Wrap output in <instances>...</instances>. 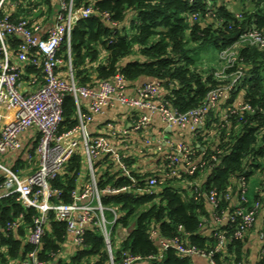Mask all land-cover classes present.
<instances>
[{"label":"trees","instance_id":"1","mask_svg":"<svg viewBox=\"0 0 264 264\" xmlns=\"http://www.w3.org/2000/svg\"><path fill=\"white\" fill-rule=\"evenodd\" d=\"M211 1L212 17L206 15L207 0H74L76 6H94L97 13L74 25L69 51L64 42L58 55L64 67L70 60L78 84H93L121 73L130 86L148 81L158 83L164 98L179 111L198 107L208 91L220 84L214 78V66L201 69L203 53L209 48L219 51L233 44L240 32L252 23L264 30V0H240L243 4L240 21L225 0ZM103 12L109 13L118 25L108 24L101 15ZM193 13L200 14L198 21L191 20ZM8 42L15 48L18 39L9 38ZM103 52L106 53L103 62L94 63ZM238 53L245 66V77L228 104L221 107L222 113L210 111L195 141L189 144L197 153H201L203 147L204 159L207 166H211L203 173L199 191L209 193L216 189L218 211L229 213L234 212L238 202L241 177L249 183L247 206L259 200L264 209V50L245 46ZM240 92L251 110L232 113L230 103ZM62 112V130H68L76 124L72 96H65ZM203 132L206 137L207 134L213 136L212 144L203 141ZM212 155L216 160L212 161ZM82 163L81 153L76 152L51 181L52 187L60 191V200L71 202ZM130 164L127 159L128 167ZM94 172L99 190L107 186L126 187L125 191L102 195V204L118 213L112 231L118 225L129 230L120 247L112 250L115 264L122 263L126 257H137L147 264H194L191 257L179 255L173 247L162 250L160 239L179 237L186 245L207 252L215 247L216 238L212 231L210 235L201 232L203 223L199 218L204 215L212 222V208L209 213L204 196L182 197L172 186L178 179L165 177L163 183L157 185L156 193L145 194L142 190L153 174L132 170L126 174L113 163L109 154L95 160ZM200 174L198 171L182 179L194 181ZM227 194L231 195L230 199H226ZM37 216L38 210L23 206L17 194L0 196V264L19 263L32 250H36L45 264H110L103 236L95 226L86 228L83 243L74 255L68 260L55 261L66 239L65 223L56 220L51 213L41 245L35 247L29 243L27 231L29 233ZM258 216L264 221L263 212ZM237 221L221 226L228 237L234 234ZM18 222V227L9 228ZM152 232L156 237H151ZM260 232L264 234V223ZM245 236L246 233L241 238H232L226 246L225 250L234 252L233 264H241ZM261 242L264 251V240ZM220 257L221 253L213 256L216 264H223ZM260 264H264V257Z\"/></svg>","mask_w":264,"mask_h":264},{"label":"built area","instance_id":"2","mask_svg":"<svg viewBox=\"0 0 264 264\" xmlns=\"http://www.w3.org/2000/svg\"><path fill=\"white\" fill-rule=\"evenodd\" d=\"M7 1L0 0V118L3 119L0 127V157L23 150L22 137L27 132L37 135V139L35 145L25 153L27 161L35 162L34 170L29 175L21 177L10 166L0 161L4 188L1 196L17 194L23 206L38 210V216L34 219L33 227L27 236L29 243L35 247H40L44 227L48 223L49 215L53 213L56 220L65 223L66 235L70 237L76 248L81 247L86 228L95 226L103 236L110 256V264H115L110 226L117 222L118 213L114 208L102 204V195L125 191L126 187L107 186L99 190L94 172L95 160L109 154L113 163L128 174L130 167L127 165V159L132 156L127 148L128 144H125L124 149L120 151L109 140L127 138L131 134L142 137L153 115L158 116L166 127L188 130L196 137L205 124L209 112L227 105L245 77V68L239 66V63H242L239 49L249 46L264 50V30L252 23L240 32L233 44L219 50L220 66H214L213 74L220 84L208 91L198 107L179 111L164 98L160 85L154 81L135 87L133 94L129 93L130 84L121 73L101 79L94 84L82 85L74 79L70 60L67 68L68 77L60 75V68L64 62L58 55L59 49L66 42L69 51L72 28L80 19L96 14L97 10L94 6H76L74 0H53L57 6L54 22L43 34L42 26L38 21L24 17L13 18L5 9ZM206 4V15L212 17L213 2L207 0ZM101 15L108 24L118 25L111 20L109 13L103 12ZM235 17L238 21L243 18L241 10L235 12ZM199 19L200 14L191 15V20ZM9 38L18 39L15 48L9 44ZM242 94L243 92H240L230 103V112L251 110V106L243 102ZM66 95L72 96L75 102L76 124L68 130H62V106ZM81 100L86 101L85 112L81 110ZM112 104H119L132 115L136 111L145 112L136 113L130 128L115 121H108L102 133L91 136L87 126L96 115L103 112L105 107ZM156 142L159 145L169 146L171 151L166 157L164 176L148 177L146 186L142 190L145 194L156 193L157 185L162 184V179L165 177L181 180L183 176H193L198 171L204 173L211 168L204 159L203 148H200L201 153H197L189 144L174 142L166 136H162ZM197 147L200 145L197 144ZM76 152L81 153L90 176L72 191L71 202H64L60 200V191L52 187L51 181ZM211 159L216 160V156L212 155ZM262 182L264 183V177ZM190 185L191 197L196 199L204 196L212 208L211 218L214 224L212 233L217 241L215 247L208 252L203 251L195 246L186 245L179 237L171 240L160 239L159 245L162 250L173 247L181 256L204 257L210 264H216L213 256L224 252L232 238L243 237L253 226L258 215L264 213V209L259 200L247 206L249 183L244 177L239 178L238 202L233 213L218 211L219 192L216 189L204 193L199 191L200 186ZM225 197L230 199L231 195L227 194ZM106 213L111 215V220L107 219ZM236 217H239V220ZM235 221H237L236 230L228 237L227 231L221 226ZM19 223H14L9 228L15 229ZM151 237H156V233L152 232ZM258 237L264 240L262 232H259ZM262 257H264L263 250ZM139 261L141 260L137 257H126L120 264H133ZM18 264L45 263L40 261L36 250H32Z\"/></svg>","mask_w":264,"mask_h":264},{"label":"crops","instance_id":"3","mask_svg":"<svg viewBox=\"0 0 264 264\" xmlns=\"http://www.w3.org/2000/svg\"><path fill=\"white\" fill-rule=\"evenodd\" d=\"M227 7L231 8L233 12L240 11L243 9V4L240 0H225ZM5 9L10 12L13 18L24 17L30 19L31 21H38L42 26V33L44 34L48 28L54 22V17L56 14L57 6L53 0H8L5 4ZM99 58H103L101 61L106 58V53L103 52ZM100 61V62H101ZM68 63L62 65L60 68V75L62 77H68ZM94 77V74H93ZM97 82V81H96ZM95 81L93 82V84ZM139 85H132L129 88V93H134V88ZM81 110L85 112L86 101L81 100ZM217 113H222V108L219 107L215 109ZM145 111H136L137 114L144 113ZM126 112L119 104L108 105L104 108L103 112L99 115H96L94 120L87 126V131L91 136H96L103 132L104 126L108 121H115L120 125H125L127 128H130L131 123L135 120V116ZM3 123V119L0 118V127ZM204 142L209 145L213 143V136L203 132ZM162 136H166L168 139L174 142H185L191 144L195 141V137L188 130H181L177 128L166 127L165 124L158 118V116L153 115L151 118L148 129L142 137H136L135 135H130L127 138L123 139H110L109 141L116 145V149L122 151L125 144L131 157L129 158L131 164L129 170L134 171L135 173L143 174H153L157 177H163L166 168V157L170 153L171 148L167 145L157 144V139ZM37 135L32 132H27L23 134V150L9 153L0 157V161L3 164L10 166L15 170L21 177H25L32 173L35 167V162L26 160L25 153L30 150L36 143ZM147 140L148 142H145ZM148 143V144H146ZM199 144V143H197ZM196 144V146H197ZM200 145V144H199ZM123 148V149H122ZM203 148V147H201ZM142 150V152H139ZM82 170V168H81ZM80 170V171H81ZM82 176V173H81ZM3 175L0 171V196L4 192L2 187ZM204 181V174L201 173L194 181L182 179L172 182V186L176 188V191L182 195V197L191 198V185L200 186ZM84 178L80 177V173L77 177V187L84 183ZM158 188H156V191ZM156 200V199H155ZM234 198L231 199L233 201ZM207 211L210 213V205L206 202ZM110 215V214H109ZM210 215V214H209ZM211 217V215H210ZM200 220L203 223L201 232L205 235H210V232L214 228V224L211 220H208L206 216L200 215ZM107 219L111 220L110 218ZM263 218L258 216L255 220L254 226L248 231L245 236L243 247H242V261L241 264H260L261 260V251H262V242L259 239V232L263 226ZM111 231V244L112 250L120 247L122 240H124L129 232L128 229L123 228L118 225L114 232L112 231V226H110ZM28 234V231H27ZM77 248L72 244V241L69 236L66 235V239L62 244V249L58 256L54 260L62 259L68 260L69 257L76 253ZM194 264H210L209 260L204 257L193 256L191 257ZM234 252L225 250L221 253V261L223 264H233L234 263ZM55 263V262H53ZM52 263V264H53ZM14 264H18V261H15ZM133 264H147L145 261L135 262Z\"/></svg>","mask_w":264,"mask_h":264},{"label":"rangeland","instance_id":"4","mask_svg":"<svg viewBox=\"0 0 264 264\" xmlns=\"http://www.w3.org/2000/svg\"><path fill=\"white\" fill-rule=\"evenodd\" d=\"M102 59L103 58H98L97 60H95L94 63H99ZM200 61H201V66H202L201 69H206V68L212 67V66L219 67L220 64L218 62V50H216L214 48H209L208 51L203 53ZM239 66L240 67H245L243 62L239 63ZM81 173H82V176H81ZM89 176L90 175H89L88 168L86 167V165L84 163H82V170L80 171V177L84 178V181H87L89 179ZM106 215H108V214L106 213ZM253 226H254V224H253ZM252 227L250 229H252Z\"/></svg>","mask_w":264,"mask_h":264}]
</instances>
